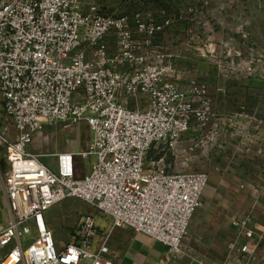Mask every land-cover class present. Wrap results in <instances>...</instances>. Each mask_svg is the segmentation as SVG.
I'll return each instance as SVG.
<instances>
[{"label": "built area", "instance_id": "built-area-1", "mask_svg": "<svg viewBox=\"0 0 264 264\" xmlns=\"http://www.w3.org/2000/svg\"><path fill=\"white\" fill-rule=\"evenodd\" d=\"M164 26L148 11L103 13L96 0H0V108L11 123L0 125L8 166L0 170L8 210L0 264H116L106 254L119 227L179 252L208 176L146 165V157L156 143L204 126L210 110L203 88L174 80L156 41ZM78 122L90 130L87 147L56 154L55 168L29 149L46 123ZM75 156L96 161L78 176ZM66 197L108 217L109 227L83 214L57 245L45 212ZM229 227L237 263L264 264V222L245 214Z\"/></svg>", "mask_w": 264, "mask_h": 264}, {"label": "rangeland", "instance_id": "rangeland-1", "mask_svg": "<svg viewBox=\"0 0 264 264\" xmlns=\"http://www.w3.org/2000/svg\"><path fill=\"white\" fill-rule=\"evenodd\" d=\"M106 14L148 11L164 23L156 37L182 88H203L210 118L174 141H160L146 165L169 171H203L208 176L201 203L182 242L191 251L221 262L231 260L229 223L250 214L264 222V0H96ZM11 125L2 115L0 125ZM9 138L15 136L10 126ZM12 133L14 134L12 136ZM90 130L83 122L46 123L29 149L55 168V155L87 147ZM78 176L89 171L95 156L74 157ZM83 214L104 228L108 217L75 197H66L46 212L57 245L67 242L69 227ZM29 242V241H28ZM27 242V243H28Z\"/></svg>", "mask_w": 264, "mask_h": 264}, {"label": "crops", "instance_id": "crops-1", "mask_svg": "<svg viewBox=\"0 0 264 264\" xmlns=\"http://www.w3.org/2000/svg\"><path fill=\"white\" fill-rule=\"evenodd\" d=\"M11 131L9 129L8 134ZM2 154L3 148L0 146V170L3 174L8 169V166L3 160ZM7 219V204L4 189L0 182V227L6 223ZM45 219L48 225L47 216H45ZM192 221L194 227L197 224V220L191 219ZM108 227L109 223L107 222L103 229H107ZM229 229L228 238L231 240L233 232L230 227ZM107 245L108 253L106 256L115 261L116 264H238L239 258L236 253H233L231 260L221 262L210 257H205L202 253L191 251V247L185 242H181L179 252L173 255L161 242L145 234L132 232V230L126 227L114 228L110 233Z\"/></svg>", "mask_w": 264, "mask_h": 264}]
</instances>
